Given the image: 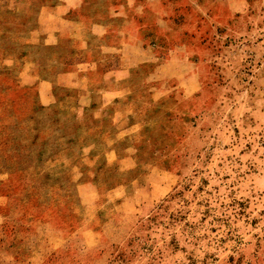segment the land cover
<instances>
[{
    "label": "rangeland",
    "instance_id": "374dc122",
    "mask_svg": "<svg viewBox=\"0 0 264 264\" xmlns=\"http://www.w3.org/2000/svg\"><path fill=\"white\" fill-rule=\"evenodd\" d=\"M0 0V264H264V0Z\"/></svg>",
    "mask_w": 264,
    "mask_h": 264
},
{
    "label": "crops",
    "instance_id": "0c3cea01",
    "mask_svg": "<svg viewBox=\"0 0 264 264\" xmlns=\"http://www.w3.org/2000/svg\"><path fill=\"white\" fill-rule=\"evenodd\" d=\"M77 1L78 0H58L53 5L43 7L41 17L49 14V22L43 26L45 21L41 20V26H39L38 32L45 43L53 42L56 34L61 33L73 23L72 19L66 16V13L78 5L76 3Z\"/></svg>",
    "mask_w": 264,
    "mask_h": 264
}]
</instances>
